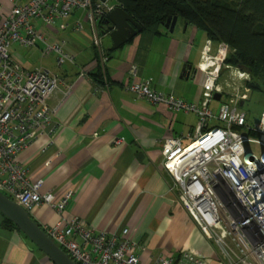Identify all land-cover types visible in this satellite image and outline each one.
<instances>
[{"label": "built area", "instance_id": "1", "mask_svg": "<svg viewBox=\"0 0 264 264\" xmlns=\"http://www.w3.org/2000/svg\"><path fill=\"white\" fill-rule=\"evenodd\" d=\"M0 1V191L33 216L44 204L60 215L53 226H41L45 233L76 264H144L137 242L129 230L110 233L97 230L82 219H67L64 212L74 197L67 190L40 192L41 181L33 182L29 170L19 162L21 152L46 134L53 144L62 124L48 99L64 85L73 87L49 67L26 69L13 54L15 45L38 48L43 57L55 55L58 67L75 63V55L64 41H50L38 27H54L60 21L72 33L85 29L83 21L71 18L77 12L87 17L94 45L102 49L99 22L115 8L114 0H6ZM207 40L200 70L205 74L200 102H190L174 93L154 89L150 80L137 79V66L131 68L127 89L152 105H165L173 112L196 114L198 121L187 135L163 141V166L171 181L170 190L206 238L212 242L222 264H264V109L259 124L248 123L239 108L250 89V73L226 64L230 48L219 43L212 51ZM107 57H104V62ZM228 72V78L220 80ZM82 69L77 77L86 76ZM232 82V83H231ZM232 87V88H231ZM227 93L215 114L211 103L215 94ZM217 121L219 126H211ZM154 264H208L190 250L159 258Z\"/></svg>", "mask_w": 264, "mask_h": 264}, {"label": "crops", "instance_id": "2", "mask_svg": "<svg viewBox=\"0 0 264 264\" xmlns=\"http://www.w3.org/2000/svg\"><path fill=\"white\" fill-rule=\"evenodd\" d=\"M77 19L87 22L83 12H77L71 23ZM58 23L47 26V31L41 23L38 27L50 41H64L75 55L74 64L49 67L73 87L66 94L61 85L48 99L55 120L62 124L53 144L43 134L19 155L31 181H41L40 192H56V198L74 191L64 212L67 219L78 217L110 233L127 228L128 238L140 246L144 264L181 250L196 252L208 264H222L215 245L176 201L163 166V141L181 137L187 144V135L197 125L196 114L152 105L127 89L135 65L136 78L150 80L157 91L200 102L206 32L179 18L173 33L165 28L157 36L140 33L114 50L109 34L102 35V49H98L91 30L74 34L64 21ZM218 46L213 42L214 54ZM12 52L20 61L15 48ZM82 69L87 73L79 78ZM98 70L100 81L94 77ZM216 102L211 103L215 114L221 104ZM32 218L40 226H53L60 215L44 204ZM3 219L0 212V264H54L23 232L6 229Z\"/></svg>", "mask_w": 264, "mask_h": 264}, {"label": "trees", "instance_id": "3", "mask_svg": "<svg viewBox=\"0 0 264 264\" xmlns=\"http://www.w3.org/2000/svg\"><path fill=\"white\" fill-rule=\"evenodd\" d=\"M142 27L141 34L161 35L168 18L178 16L206 32L208 39L225 43L226 64L250 73V91L264 93V0H114ZM100 32L112 30L108 16L99 22ZM94 77L100 81V71ZM223 97V96H222ZM245 102V101H244ZM169 182L171 181L168 177ZM3 215V214H2ZM3 226L19 228L3 215Z\"/></svg>", "mask_w": 264, "mask_h": 264}, {"label": "water", "instance_id": "4", "mask_svg": "<svg viewBox=\"0 0 264 264\" xmlns=\"http://www.w3.org/2000/svg\"><path fill=\"white\" fill-rule=\"evenodd\" d=\"M105 1V0H103ZM179 17H169L164 23V28L173 33ZM111 24L109 36L113 49L117 50L133 40L143 31V27L129 15L121 6L116 5L108 15ZM105 34L104 31H102ZM186 67H184V70ZM222 95L215 94V100L221 101ZM244 102L240 103L243 106ZM0 212L10 219L21 232H23L37 247L44 252L54 264H76L69 255L60 248L32 218L22 206L14 202L0 191Z\"/></svg>", "mask_w": 264, "mask_h": 264}, {"label": "rangeland", "instance_id": "5", "mask_svg": "<svg viewBox=\"0 0 264 264\" xmlns=\"http://www.w3.org/2000/svg\"><path fill=\"white\" fill-rule=\"evenodd\" d=\"M83 23L85 25L84 30L86 32H88V29L91 30L88 21L87 22L83 21ZM58 25L59 23L57 24V26ZM42 28L45 31H47L48 29L50 30V28L44 25L42 26ZM91 34H92V39H94L93 33ZM14 48L16 49L21 59L20 61L23 63L25 67H27V69H33L35 67H43V66L54 68L56 66L55 57H54L55 55L53 54L43 57L38 48H25V47H20L18 45H15ZM228 75L229 73L223 76L220 82L224 83V80L226 79V77L228 78ZM248 96L249 98L244 102L243 106L239 105V108L242 112H244L247 115L248 123L256 127L260 122L261 115L264 109V93L260 91H250L248 93ZM222 99H223L222 101H227L230 99V95L225 93ZM213 103L215 104L217 102L215 101ZM214 122H217V121H214Z\"/></svg>", "mask_w": 264, "mask_h": 264}]
</instances>
